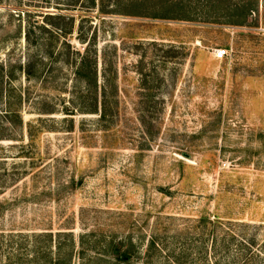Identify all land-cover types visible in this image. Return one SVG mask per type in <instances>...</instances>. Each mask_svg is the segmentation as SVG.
<instances>
[{
	"label": "rangeland",
	"instance_id": "1",
	"mask_svg": "<svg viewBox=\"0 0 264 264\" xmlns=\"http://www.w3.org/2000/svg\"><path fill=\"white\" fill-rule=\"evenodd\" d=\"M263 3L0 0V264L264 254Z\"/></svg>",
	"mask_w": 264,
	"mask_h": 264
},
{
	"label": "trees",
	"instance_id": "2",
	"mask_svg": "<svg viewBox=\"0 0 264 264\" xmlns=\"http://www.w3.org/2000/svg\"><path fill=\"white\" fill-rule=\"evenodd\" d=\"M89 1L92 3V5H94L95 0H89ZM263 7H264V5H263ZM240 9H241V11H240L241 15H239L240 13L238 15L242 16L241 19L247 17L250 13L254 12V10H257V8H255V9L251 8L250 4L248 7H247V5L246 6L243 5L242 8H240ZM238 15L235 14V16H237V17H238ZM51 17H54V19H57V20L61 19L60 16H51ZM51 19H53V18H51ZM240 21L241 20H232L229 22V24L242 25L240 23ZM52 25L54 27H60L59 24H56L55 22H52ZM69 30H70V28H69ZM27 73H29V72H27ZM12 89H13L12 87L8 88L9 91L4 89V94H6L8 97L7 99L5 98V101H4L5 106L7 107L6 111H5L6 114L12 113L10 103H9L10 99L12 98L11 94H10ZM2 97L4 98L3 94H2ZM201 221H204L203 226L201 228V231L203 233L208 232L209 227H211V229L209 231H212V232H214V231L218 232L217 228L221 227L222 229L219 231V234L221 235V237H223V241H221L222 244L219 247L215 246V248L213 250H211L210 254L209 253H204V254L202 253L201 254L200 252L196 253V256L191 258V264H196V262L200 263V264L201 263L202 264H264V254H261L260 252L253 251V247H254L253 245H256L257 242L260 241V240H258V238L256 236L254 238L248 239V240L241 237V240L240 241L238 240L239 244L241 246L240 250L245 251V253L240 254V256H236V257L232 256L230 258L229 246L231 245L232 241H237V235L235 233V230H233L232 228L230 229L226 226H224V228H223V223L221 222L222 220H220L219 217H217L213 220H211L209 218H205V219L201 218ZM201 221H199V222H201ZM247 225H249V224H244L242 222L240 227H247ZM229 233L232 236L227 237V236H229ZM216 238H217V236H215V239ZM121 246H114L113 247L114 250H112V252H111V254H113V256H111L110 263H113V264L120 263L121 264L127 260H130V257H131L130 253L128 252V250L122 251L123 247H121ZM197 256H199V258H197Z\"/></svg>",
	"mask_w": 264,
	"mask_h": 264
},
{
	"label": "built area",
	"instance_id": "3",
	"mask_svg": "<svg viewBox=\"0 0 264 264\" xmlns=\"http://www.w3.org/2000/svg\"><path fill=\"white\" fill-rule=\"evenodd\" d=\"M225 55H226V51L223 49H215L214 50V56L217 59H221V58L225 57Z\"/></svg>",
	"mask_w": 264,
	"mask_h": 264
}]
</instances>
